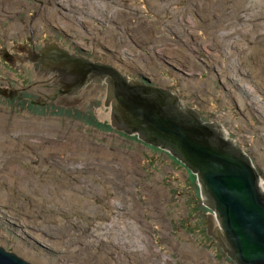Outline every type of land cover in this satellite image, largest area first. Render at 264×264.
<instances>
[{
    "label": "rangeland",
    "instance_id": "obj_1",
    "mask_svg": "<svg viewBox=\"0 0 264 264\" xmlns=\"http://www.w3.org/2000/svg\"><path fill=\"white\" fill-rule=\"evenodd\" d=\"M83 1L87 13L76 0H0V245L35 264H239L208 232L196 173L112 125L106 81L62 94L31 58L56 38L88 48L77 18L101 25L116 68L223 122L264 177V0H99L117 13Z\"/></svg>",
    "mask_w": 264,
    "mask_h": 264
},
{
    "label": "water",
    "instance_id": "obj_2",
    "mask_svg": "<svg viewBox=\"0 0 264 264\" xmlns=\"http://www.w3.org/2000/svg\"><path fill=\"white\" fill-rule=\"evenodd\" d=\"M62 31L74 35L65 28ZM93 40L96 49L109 51L98 37ZM42 50L44 53L33 51L31 59L39 60L33 66L61 75L56 81L60 91L73 92L85 83L89 72L93 80L101 81L97 75L104 77L112 125L169 150L195 172L204 203L218 220V227L211 232L214 215L207 214L208 232L239 264H264V177L252 155L223 122L204 118L166 85L149 76L121 71L113 60H94L49 41ZM0 264L35 263L0 245Z\"/></svg>",
    "mask_w": 264,
    "mask_h": 264
},
{
    "label": "bare ground",
    "instance_id": "obj_3",
    "mask_svg": "<svg viewBox=\"0 0 264 264\" xmlns=\"http://www.w3.org/2000/svg\"><path fill=\"white\" fill-rule=\"evenodd\" d=\"M72 2H73V0H71ZM80 5H75L76 7H78V8H84L85 9V7H84V4H85V6H86V8H87V10H84L85 11V13H87L88 12V10L90 9L89 8V6H88V2H85V1H83V0H76ZM243 1V0H242ZM248 1V0H247ZM246 1V2H247ZM254 1V0H253ZM204 2V1H203ZM251 2V1H250ZM92 3H94L95 5H96V8L98 9V11L100 12V13H102V12H106V9H110V12H107V13H111V12H114L115 10H113L112 8H110V7H108V5H103V4H101L100 2H99V0H96V2L95 1H93ZM91 3V4H92ZM202 3V2H201ZM247 4V3H246ZM258 4H259V2H258ZM260 4H262V3H260ZM5 5V4H4ZM164 6V5H163ZM193 6V5H192ZM256 6V5H255ZM194 7V6H193ZM178 8V7H177ZM189 8H192V7H189ZM264 8V7H263ZM4 9V8H3ZM61 9V8H60ZM92 9V8H91ZM254 9V8H253ZM18 10V9H17ZM11 11V10H10ZM12 11H13V9H12ZM108 11V10H107ZM116 12V11H115ZM36 13V12H35ZM57 13H61V11L60 12H56V14ZM90 13V12H89ZM117 13V12H116ZM115 13V14H116ZM185 13V12H184ZM14 14V13H13ZM16 14V13H15ZM67 14V13H66ZM66 14H65V16H66ZM106 14V13H105ZM179 14V13H178ZM68 15V14H67ZM114 14H112V16H113ZM117 15V14H116ZM69 17H71V15L69 14L68 15ZM86 16V15H85ZM115 16V15H114ZM250 16H251V14H250ZM62 17L63 16H61V18H60V23H62V24H64L63 22H65V21H63V19H62ZM67 17V16H66ZM64 18V17H63ZM68 18V17H67ZM176 18V17H175ZM62 19V20H61ZM66 19V18H65ZM126 20H127V18H126ZM139 20H141V19H139ZM51 21H53V20H51ZM54 21H55V19H54ZM77 23H81V24H83L84 25V27L82 28V27H80L79 28V31H82V30H84V32H87V33H90L91 35H92V37L93 38H96V36L97 35H100L101 33H104L103 31H102V29H103V27L101 26V25H99V24H97L98 25V29H97V31L96 30H94L93 28H92V26L89 28L88 26H86L85 24H84V22L83 21H81L79 18H77ZM86 23V22H85ZM262 23H263V21H262ZM53 24V23H52ZM51 24V25H52ZM56 24V23H55ZM61 24V25H62ZM66 24V23H65ZM64 24V25H65ZM130 24H131V22H130ZM121 25V24H120ZM264 26V25H263ZM224 29V28H223ZM222 29V30H223ZM245 30V29H244ZM128 31V30H127ZM130 31V30H129ZM132 31V30H131ZM221 31V30H220ZM249 31V30H248ZM260 31H261V29H260ZM94 32H96V35H94L93 33ZM245 32H246V30H245ZM133 33V32H132ZM131 33V34H132ZM254 33V32H253ZM258 33V32H257ZM223 34H226V33H223ZM222 34V35H223ZM104 35H106V36H112V35H108L107 33H104ZM252 36V35H251ZM133 37V36H132ZM223 37V36H222ZM241 37V36H240ZM254 37H255V35H254ZM121 38V37H120ZM221 38V37H220ZM127 39V38H126ZM234 39H236V38H234ZM88 40V39H87ZM113 40H114V38H113ZM120 40V39H119ZM231 41H232V39H230ZM237 40V39H236ZM131 41V40H130ZM222 41V40H221ZM51 42H53V43H59L60 45H62L63 47H68L69 48V50L71 51V52H76V53H78V50H77V47L74 49V50H71L70 49V46L69 45H66L65 44V42L64 41H62V40H60L59 38H56L54 41H51ZM75 44H78L76 41H73ZM233 43H234V41H232ZM95 42H94V40H93V42H92V44L90 45L91 46V48H89L90 46H87L88 48H86V47H84V46H81V45H78V46H80V47H82L86 52H87V54L88 55H86V56H88V57H91L92 59H94V60H96V59H103V58H106V61H108V62H111V60H113L114 61V57H115V55H114V52H111V51H105V50H100V49H96L95 47H94V44ZM112 43V42H111ZM207 43V42H206ZM205 44V43H204ZM231 44V43H230ZM45 45H46V43H45ZM125 46V45H124ZM208 46V45H207ZM241 46H242V44H241ZM127 47V46H126ZM95 48V49H94ZM109 46H108V50H109ZM234 48V47H233ZM94 49V50H93ZM123 50V49H122ZM243 51H245L246 52V54L247 53H249V52H251L248 48H246L245 47V49H242ZM253 51V50H252ZM41 53H44V51L42 50V52ZM256 54V53H255ZM33 55V54H32ZM214 55V54H213ZM34 56V55H33ZM261 58H263V57H261ZM208 59V58H207ZM31 60H33V59H31ZM262 60V59H261ZM33 61H39V60H33ZM104 61V60H103ZM141 65V64H140ZM234 65V64H233ZM34 67V66H33ZM35 68V67H34ZM233 68V67H232ZM231 68V69H232ZM46 70V69H45ZM51 70V69H50ZM49 70V74H48V81H51L52 80V78L51 77H56V76H61V75H53L54 74V72H51ZM230 70V69H229ZM48 71V70H47ZM49 75H50V78H49ZM89 75H91V72H89ZM45 77V76H44ZM140 77H145V76H140ZM93 81H96V80H93ZM105 81V80H104ZM53 82V81H52ZM57 83V82H56ZM57 84H59V83H57ZM87 85H88V83H85V84H83L82 86H80L77 90H79V89H81V87H82V90H84V89H86V87H87ZM60 86V85H59ZM48 87V86H47ZM244 87V86H243ZM58 88H60V87H58ZM75 91V90H74ZM73 91V92H74ZM60 92H66V91H60ZM73 92H66V93H73ZM261 103V102H260ZM185 104V103H184ZM111 106V105H110ZM111 109V108H110ZM248 114V113H247ZM1 119V118H0ZM253 120V119H252ZM251 121V120H250ZM249 122V121H248ZM255 122V121H254ZM15 123L16 122H14L13 123V125H15ZM18 124V123H17ZM16 124V125H17ZM2 126V125H1ZM18 128V127H17ZM5 132V131H4ZM0 133H2V132H0ZM136 133V132H135ZM23 134V133H22ZM21 134V137H24V135H22ZM1 136H5V134L3 133V135H1ZM0 136V137H1ZM27 137V136H26ZM28 138V137H27ZM8 164V163H7ZM13 164V162H11V165ZM16 165H17V169L19 170L21 167V165H19V163H17L16 162ZM70 165V164H69ZM99 166V165H98ZM96 167V166H95ZM101 168H102V166H100ZM95 169V168H94ZM22 170L23 171H25L26 170V168H22ZM96 170V169H95ZM27 171V170H26ZM25 171V172H26ZM13 172V171H12ZM22 173V172H21ZM19 174V173H18ZM25 174V173H24ZM101 174V173H100ZM27 176V175H26ZM45 181V180H44ZM69 181V180H68ZM52 182V181H51ZM55 182V181H54ZM53 182V183H54ZM58 182V181H57ZM83 182H87V180H85V179H83L82 181H81V183H83ZM43 183V182H42ZM47 182H45V184H46ZM67 182L66 181H64V183H62V185L61 184H59V186H60V188H64V184H66ZM48 184V183H47ZM70 184V183H69ZM73 184V183H72ZM72 184H70V185H72ZM51 185V184H50ZM57 185V184H56ZM69 186V185H68ZM79 187V188H83L84 186H89V184H76V187ZM66 187V186H65ZM46 188V187H45ZM54 188V187H53ZM47 190H48V188H46ZM65 189V188H64ZM70 189V188H69ZM77 189V188H76ZM41 190V189H40ZM100 190V189H99ZM49 191V190H48ZM58 191V190H57ZM44 192V191H43ZM2 193H4V192H2ZM62 193V192H61ZM67 193V192H66ZM70 193H72V192H70ZM47 194V193H46ZM60 194V193H59ZM75 194L76 193H74V195L70 198L71 200H72V202L73 201H75L76 202V204L77 205H79V203H81L79 200H77L76 199V197L77 196H75ZM45 195V194H44ZM51 195V194H50ZM49 195V196H50ZM52 195H54V194H52ZM55 195H57V194H55ZM69 197V196H68ZM79 197H82V196H80L79 195ZM55 198V197H54ZM57 198V197H56ZM2 201H4L3 199H2V197L0 198ZM66 199V198H65ZM62 200V199H61ZM64 202H66L65 200H64ZM63 203V202H62ZM83 204H86V202H82ZM76 205V206H77ZM82 206H84V205H82ZM91 206H94V207H97L96 205H92L91 204ZM3 207V206H2ZM81 207V206H80ZM5 210V209H4ZM8 212V211H7ZM2 214V213H1ZM5 214V213H4ZM5 216V215H4ZM3 216V217H4ZM2 217V218H3ZM4 219V218H3ZM214 219H215V224L218 226V220L216 219V216L214 215ZM127 223V222H126ZM125 223V224H126ZM129 223V222H128ZM117 224V223H116ZM108 225V224H107ZM106 225V226H107ZM117 225H119V224H117ZM122 226V225H121ZM109 227H111V225L109 226ZM5 229V228H4ZM13 230V229H12ZM8 231V230H7ZM106 231V230H105ZM108 233V232H107ZM27 237V236H26ZM116 237H121V236H118V235H114V238H116ZM125 237V236H124ZM137 237V236H136ZM22 238V237H21ZM26 240V239H25ZM132 240V239H131ZM122 242H124V241H122ZM25 244V243H24ZM138 244V243H137ZM26 245V244H25ZM24 246V245H23ZM141 246V245H140ZM32 247V246H31ZM49 258V257H48Z\"/></svg>",
    "mask_w": 264,
    "mask_h": 264
},
{
    "label": "flooded vegetation",
    "instance_id": "obj_4",
    "mask_svg": "<svg viewBox=\"0 0 264 264\" xmlns=\"http://www.w3.org/2000/svg\"><path fill=\"white\" fill-rule=\"evenodd\" d=\"M127 21H128V19H127ZM130 22V21H129ZM102 31L104 32V33H107V31L106 30H104V28L102 29ZM108 35H111V33L109 32V34ZM65 42H67V41H65ZM66 45H68V43H65ZM46 46V45H45ZM70 46V45H69ZM77 50H78V53H81V54H84V55H87V52L82 48V47H80V46H77ZM50 70V69H49ZM51 71V70H50ZM89 76V78L88 79H90V80H92L93 78H92V74L91 75H88ZM100 77V79H101V81H96L97 82V84L98 83H103L104 82V80H103V78L104 77H102L101 75H97L96 76V78H99ZM145 78V77H144ZM87 79V80H88ZM86 80V81H87ZM90 80H88L87 82L85 81V83H89L90 82ZM84 83V84H85ZM78 89V88H77ZM77 89L75 90V91H77ZM62 94H65L64 92H62Z\"/></svg>",
    "mask_w": 264,
    "mask_h": 264
}]
</instances>
